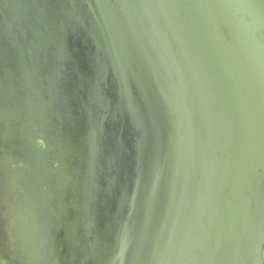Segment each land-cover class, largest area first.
<instances>
[{
  "label": "water",
  "instance_id": "obj_1",
  "mask_svg": "<svg viewBox=\"0 0 264 264\" xmlns=\"http://www.w3.org/2000/svg\"><path fill=\"white\" fill-rule=\"evenodd\" d=\"M264 0H0V264H264Z\"/></svg>",
  "mask_w": 264,
  "mask_h": 264
},
{
  "label": "flooded vegetation",
  "instance_id": "obj_2",
  "mask_svg": "<svg viewBox=\"0 0 264 264\" xmlns=\"http://www.w3.org/2000/svg\"><path fill=\"white\" fill-rule=\"evenodd\" d=\"M263 257H264V247H263Z\"/></svg>",
  "mask_w": 264,
  "mask_h": 264
}]
</instances>
